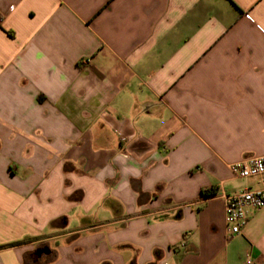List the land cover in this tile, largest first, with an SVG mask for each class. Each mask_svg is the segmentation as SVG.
Instances as JSON below:
<instances>
[{"label": "crops", "instance_id": "0c3cea01", "mask_svg": "<svg viewBox=\"0 0 264 264\" xmlns=\"http://www.w3.org/2000/svg\"><path fill=\"white\" fill-rule=\"evenodd\" d=\"M260 155L264 0H0V264H264Z\"/></svg>", "mask_w": 264, "mask_h": 264}, {"label": "built area", "instance_id": "2783aa9c", "mask_svg": "<svg viewBox=\"0 0 264 264\" xmlns=\"http://www.w3.org/2000/svg\"><path fill=\"white\" fill-rule=\"evenodd\" d=\"M121 137V141H125ZM231 172L240 178L257 177L260 188L243 189L228 194L225 200V225L229 236L238 235L249 221V211L264 208V155L241 159L229 165Z\"/></svg>", "mask_w": 264, "mask_h": 264}]
</instances>
